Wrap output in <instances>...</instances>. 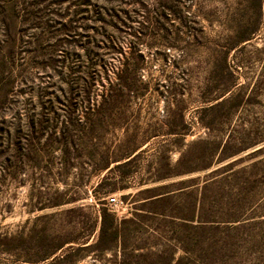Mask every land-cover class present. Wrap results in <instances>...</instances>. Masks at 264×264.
Wrapping results in <instances>:
<instances>
[{
    "label": "rangeland",
    "instance_id": "1",
    "mask_svg": "<svg viewBox=\"0 0 264 264\" xmlns=\"http://www.w3.org/2000/svg\"><path fill=\"white\" fill-rule=\"evenodd\" d=\"M0 264H264V0H0Z\"/></svg>",
    "mask_w": 264,
    "mask_h": 264
},
{
    "label": "trees",
    "instance_id": "2",
    "mask_svg": "<svg viewBox=\"0 0 264 264\" xmlns=\"http://www.w3.org/2000/svg\"><path fill=\"white\" fill-rule=\"evenodd\" d=\"M246 40V38H243V41ZM69 138L63 137L62 142H60V147L63 154H69L70 149L69 146H71V142H68ZM141 145H136L132 148H128L125 150H122L120 154L112 156V154H109L108 151H102L99 153V166L94 170L93 176L95 177L96 181L94 185L92 186V193L93 198L99 202H102L106 197H108L110 194L128 190L131 186H128L126 183L128 177L130 176L129 172L125 170L132 162H135L138 157H140L144 152L145 149L141 150ZM114 164L113 166H111ZM192 171H188L185 173H190ZM184 174L183 172H168V173H162L154 176L151 180H142L138 185V191L135 195H140L142 193H151L156 188H144L141 189L143 186L148 185L150 183H160L169 179H172L174 177L180 176ZM171 191H164L161 193H155L151 196L145 198V203L155 204L160 201H163L164 199L168 198L170 196ZM130 195V194H129ZM83 198L77 196L69 198L68 200H62L53 202L47 207H58L62 205L67 204H73L76 202H79ZM101 208L99 209V226H98V238L99 240L104 239L107 235L112 240H117L118 237L121 234L120 229V223L117 220V217L115 214L110 212V210L104 206L103 203H101ZM46 208V207H43ZM82 204L77 208H71L67 210L68 212L74 211V210H81ZM131 221V220H129ZM97 226V223L95 224ZM96 226L92 228V232L89 234H93L96 231ZM87 235V236H89ZM71 243H78L76 240H66L63 241L57 245H54L50 248V250L47 251L45 256L42 258L43 260L50 258L53 256L57 251L62 249L66 244ZM87 243V242H86ZM74 246H69L70 249H74Z\"/></svg>",
    "mask_w": 264,
    "mask_h": 264
},
{
    "label": "built area",
    "instance_id": "3",
    "mask_svg": "<svg viewBox=\"0 0 264 264\" xmlns=\"http://www.w3.org/2000/svg\"><path fill=\"white\" fill-rule=\"evenodd\" d=\"M109 204L112 206H117L118 205V199L115 196H110L108 198Z\"/></svg>",
    "mask_w": 264,
    "mask_h": 264
}]
</instances>
